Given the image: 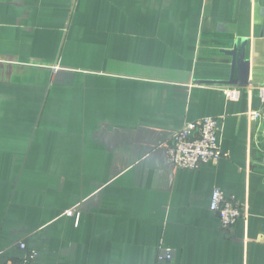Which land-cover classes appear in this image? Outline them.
Returning a JSON list of instances; mask_svg holds the SVG:
<instances>
[{
	"label": "crops",
	"instance_id": "1",
	"mask_svg": "<svg viewBox=\"0 0 264 264\" xmlns=\"http://www.w3.org/2000/svg\"><path fill=\"white\" fill-rule=\"evenodd\" d=\"M253 87L264 0H0V264H264ZM206 117L219 163L177 169L165 142ZM214 188L244 209L228 230Z\"/></svg>",
	"mask_w": 264,
	"mask_h": 264
},
{
	"label": "built area",
	"instance_id": "2",
	"mask_svg": "<svg viewBox=\"0 0 264 264\" xmlns=\"http://www.w3.org/2000/svg\"><path fill=\"white\" fill-rule=\"evenodd\" d=\"M217 88L227 99L235 100L242 89L249 87L220 85ZM252 89L258 93L264 105V88L253 87ZM263 114L264 112H252L250 117L253 120H258ZM219 129V119L217 118L206 117L194 122H185L180 130L164 144L168 159L177 169L194 170L203 164L216 166L221 159ZM209 209L218 216L221 227L225 230L233 227L245 215L244 209L237 203L227 200L219 188H214L212 191ZM64 215L79 217L75 208L66 210ZM13 247L24 249L23 244H19V246L17 244ZM34 257L35 253L30 252L28 258L20 263L11 259L6 264H34ZM175 258V250L159 248L156 253V264H171Z\"/></svg>",
	"mask_w": 264,
	"mask_h": 264
},
{
	"label": "rangeland",
	"instance_id": "3",
	"mask_svg": "<svg viewBox=\"0 0 264 264\" xmlns=\"http://www.w3.org/2000/svg\"><path fill=\"white\" fill-rule=\"evenodd\" d=\"M19 244H23V242H19V243H18V246H19ZM23 245H24V244H23ZM24 248H25V246H24ZM18 249H20V248L18 247ZM20 250H23V249H20ZM31 252H33V251H31ZM29 253H30V252H28V255H29ZM34 253H35V252H34ZM28 255H27L26 259L28 258ZM35 255H36V254H35ZM34 260H35V257H34ZM33 262H34V261H33Z\"/></svg>",
	"mask_w": 264,
	"mask_h": 264
}]
</instances>
